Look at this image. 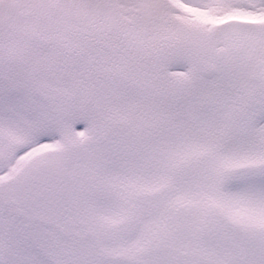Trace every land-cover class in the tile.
<instances>
[{
	"label": "snow or ice",
	"instance_id": "1",
	"mask_svg": "<svg viewBox=\"0 0 264 264\" xmlns=\"http://www.w3.org/2000/svg\"><path fill=\"white\" fill-rule=\"evenodd\" d=\"M0 264H264V0H0Z\"/></svg>",
	"mask_w": 264,
	"mask_h": 264
}]
</instances>
